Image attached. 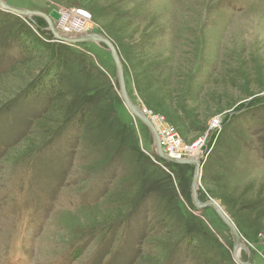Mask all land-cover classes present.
Instances as JSON below:
<instances>
[{
    "label": "rangeland",
    "instance_id": "1",
    "mask_svg": "<svg viewBox=\"0 0 264 264\" xmlns=\"http://www.w3.org/2000/svg\"><path fill=\"white\" fill-rule=\"evenodd\" d=\"M2 1L54 29L61 8L91 14L130 101L205 145L196 196L238 230L249 256L236 258L264 264V0ZM18 22L0 30V264H203L193 242L211 264H238L229 230L193 205V165L159 160L124 107L106 48L64 44L79 61L73 100L57 104V55L43 46L59 43L42 17Z\"/></svg>",
    "mask_w": 264,
    "mask_h": 264
},
{
    "label": "water",
    "instance_id": "2",
    "mask_svg": "<svg viewBox=\"0 0 264 264\" xmlns=\"http://www.w3.org/2000/svg\"><path fill=\"white\" fill-rule=\"evenodd\" d=\"M0 10L12 14L18 18L28 20L31 17L39 16L44 19V21L47 24L46 30L51 34L52 38L54 41L57 43L61 44H98L102 45L106 48V50L109 52L113 64L115 66L116 72H117V79H118V86H119V95L121 98V101L126 108V110L130 113L131 116L139 120L142 124H144L150 133L153 136L154 142H155V153L156 157L160 160H163L168 163H173V164H185V165H193L194 167V174L191 182V195H192V202L193 205L197 210H202L209 208L213 210V212L217 215L219 220L222 222V224L229 230L231 236H232V241H233V248H232V255L233 259L238 263V264H249V262L242 263L239 259L236 258V254L238 251L244 250L248 256L249 252L246 248H244L241 237L239 235L238 230L234 226V224L231 222V220L228 218V216L223 212V210L215 204L214 201H207V202H202L198 199L196 196V191H197V186L200 182V172H201V162L198 159H188V160H175V159H168L164 154L162 153L161 146L159 143V139L157 136V133L153 126L151 125L149 119L146 117L144 113L141 112L139 108H137L129 99L126 89H125V83H124V76H123V68L118 56V53L113 46V44L106 39L105 37L97 34H92V33H87V34H82V35H77V36H62L59 35L56 30L54 29L50 19L39 12H31L28 10L24 9H18V8H13L7 6L2 0H0ZM139 109V110H138ZM249 261V259H248Z\"/></svg>",
    "mask_w": 264,
    "mask_h": 264
},
{
    "label": "trees",
    "instance_id": "3",
    "mask_svg": "<svg viewBox=\"0 0 264 264\" xmlns=\"http://www.w3.org/2000/svg\"><path fill=\"white\" fill-rule=\"evenodd\" d=\"M19 20H22V19L12 14L0 12V30L3 29L5 26H9V25L18 26V24H20L18 22ZM25 32H28V30L27 31L23 30L20 33H25ZM52 46L46 45L45 47L43 46V48H45L46 52L48 51L49 53L53 52L54 54L57 55L54 58V61L56 62L55 69L58 68L60 71L57 72L54 76L55 79H53L54 84H53L52 89L53 91H56V93H58L59 95L54 100L52 99V101L53 102L57 101V104H58V103H63L62 101H65V100L71 101L74 98L73 96L74 94L71 92V89L73 87V83L75 80L73 77V72L70 70V67L72 65L77 64L78 63L77 61H79V58H77L74 54L69 52V50L64 46V44L59 43L58 45H55L56 49L53 48V50L51 49ZM21 51H22V48H21ZM79 124L80 126H82L83 122H80ZM177 177L181 179L180 175H177ZM118 216H120V214H116V216L112 215L113 220H117L118 218L117 219L115 218ZM173 241L174 239L168 241L169 242L168 245H165V246L162 245L161 247L169 248V246H171L170 244H172ZM193 243L191 244L190 249L192 251H195L196 254H200L199 259L203 262V264H211V260L215 258V255L207 252V250H205L200 243H195L194 245ZM220 263L221 264H233L231 261H228V260H220Z\"/></svg>",
    "mask_w": 264,
    "mask_h": 264
},
{
    "label": "built area",
    "instance_id": "4",
    "mask_svg": "<svg viewBox=\"0 0 264 264\" xmlns=\"http://www.w3.org/2000/svg\"><path fill=\"white\" fill-rule=\"evenodd\" d=\"M91 14L83 9L75 8H61L59 12V25L55 27V30H61V35L64 36H77L82 34H87L91 30ZM62 35V36H63ZM53 42H56L52 39ZM148 118V117H147ZM150 121V120H149ZM154 128H156V133L159 139L161 149L163 147H168L166 155L177 160L185 156L187 153L195 152V149L192 146L184 145L180 139L178 132L170 125H165L164 127H159L156 123H152ZM220 126L214 128V132L219 130ZM205 146V145H204ZM204 146L202 145L199 149V152L202 153L197 155L196 158L201 162L205 153L203 151Z\"/></svg>",
    "mask_w": 264,
    "mask_h": 264
},
{
    "label": "bare ground",
    "instance_id": "5",
    "mask_svg": "<svg viewBox=\"0 0 264 264\" xmlns=\"http://www.w3.org/2000/svg\"><path fill=\"white\" fill-rule=\"evenodd\" d=\"M139 110V109H138ZM152 125V124H151ZM153 128H154V125H153ZM157 128V127H156ZM156 128H154L155 130H156ZM159 136V135H158ZM162 150V149H161ZM163 153V152H162ZM200 154V152H198V153H195L194 155H193V158H195L197 155H199ZM164 156H166L168 159H173V158H171V157H169L168 155H166V154H164ZM12 248V247H11ZM11 250V249H10ZM9 250V251H10ZM13 251V250H12ZM237 254H239V253H237Z\"/></svg>",
    "mask_w": 264,
    "mask_h": 264
}]
</instances>
